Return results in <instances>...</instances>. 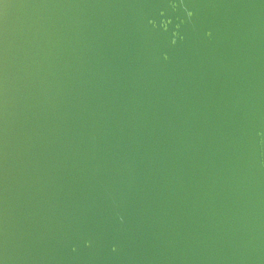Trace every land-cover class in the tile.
<instances>
[{
  "label": "water",
  "instance_id": "95a60500",
  "mask_svg": "<svg viewBox=\"0 0 264 264\" xmlns=\"http://www.w3.org/2000/svg\"><path fill=\"white\" fill-rule=\"evenodd\" d=\"M0 264H264V0H0Z\"/></svg>",
  "mask_w": 264,
  "mask_h": 264
}]
</instances>
